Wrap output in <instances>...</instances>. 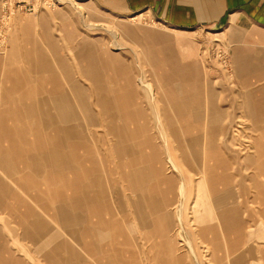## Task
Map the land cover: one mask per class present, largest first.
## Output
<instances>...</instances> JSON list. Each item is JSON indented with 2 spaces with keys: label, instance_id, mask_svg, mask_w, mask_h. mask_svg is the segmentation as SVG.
<instances>
[{
  "label": "rangeland",
  "instance_id": "rangeland-1",
  "mask_svg": "<svg viewBox=\"0 0 264 264\" xmlns=\"http://www.w3.org/2000/svg\"><path fill=\"white\" fill-rule=\"evenodd\" d=\"M177 30L94 0H0V264H264V27ZM148 136L154 195L130 175L150 159L120 168Z\"/></svg>",
  "mask_w": 264,
  "mask_h": 264
},
{
  "label": "crops",
  "instance_id": "crops-1",
  "mask_svg": "<svg viewBox=\"0 0 264 264\" xmlns=\"http://www.w3.org/2000/svg\"><path fill=\"white\" fill-rule=\"evenodd\" d=\"M94 1L103 9L122 16L141 12L152 13L164 23L180 30L229 25H235L242 30L264 27V0ZM2 127L7 130L1 129L0 132L11 130L8 121ZM237 260L236 262L241 263V259Z\"/></svg>",
  "mask_w": 264,
  "mask_h": 264
},
{
  "label": "bare ground",
  "instance_id": "bare-ground-1",
  "mask_svg": "<svg viewBox=\"0 0 264 264\" xmlns=\"http://www.w3.org/2000/svg\"><path fill=\"white\" fill-rule=\"evenodd\" d=\"M146 13V12H145ZM136 17H133L132 19H135ZM177 31H179V33L180 34H186V33H189V30H177ZM103 61H104V63H106L107 61H106V59H103ZM105 65V64H104ZM103 70L105 71V69L103 68ZM50 92V91H49ZM55 95V94H54ZM132 96V95H131ZM130 99V98H129ZM133 102V101H132ZM19 111V110H18ZM135 113V112H134ZM130 116V115H129ZM135 119H136V116H135ZM19 126V125H18ZM135 128H136V130H135V132H134V136L135 137H138L139 136V134H140V132L143 130V127L142 126H135ZM33 129V128H32ZM16 130H17V127H16ZM21 130H23V129H21ZM20 131V130H19ZM116 131V130H115ZM23 132H26V131H24L23 130ZM22 132V133H23ZM116 132H119V131H116ZM39 133V132H38ZM118 135H119V133H117ZM120 134H121V136L122 137H125V135L124 134H122L121 132H120ZM18 135V134H17ZM18 139H19V137H18ZM42 138H40L38 135L36 136V138L31 142V148H39V149H41L43 152H45L46 150H48V145L45 143V141L42 139ZM40 141H42V142H44V145H42V146H40L39 145V142ZM197 141V138H195V137H193V142H196ZM20 142V141H19ZM71 142V141H70ZM57 143V142H56ZM137 143H140L139 145H137L138 147H139V150H140V155H139V157L137 156V157H131V159H129V160H124V162L123 163H121V165H120V168H121V170L125 173V172H127L128 171V167H131V166H134V167H139V165L141 164V163H145V160L147 159H150L151 161H152V163H150V167H151V171H152V175H151V173H150V177L148 176V175H146V173H145V171H144V169H143V171H141V169L142 168H139V169H137L136 171H133L130 175L132 176V177H136V179H137V181H138V186H137V188H139V189H142V190H144V189H149L150 188V186L152 185V183H153V181L152 180H150V178L156 173H160L161 172V169L163 168V166H161V162L160 161H158V152L157 151H155V149H154V145H153V141H151V137L150 136H148V137H145V138H142V139H140V140H138L137 141ZM22 144V143H21ZM60 145V144H59ZM70 145H71V147H72V149H75V150H77V151H79V149H80V147H81V143H80V145H78L77 143H75L74 142V140H72V143H70ZM55 146V145H54ZM134 147V148H133ZM133 147H128V146H126V148H125V150H123L122 151V153H121V156L123 155V154H125V153H128V155L130 154V152H132V151H135V146H133ZM150 147H153V151H154V154H148V153H146L145 152V149L146 148H150ZM61 150V152H58V147L57 146H55L53 149H50L49 150V152H52V154H51V156H60V155H63L64 153V151H63V149H60ZM111 151L112 152H118V151H116V146H113L112 148H111ZM49 152H47V154L50 156V154H49ZM117 155V154H116ZM213 156H212V158H214V154H212ZM168 156V155H167ZM215 157H217V156H215ZM89 158V157H88ZM87 158V159H88ZM82 161V160H81ZM149 161V160H148ZM137 163H138V166H137ZM20 166H23V165H25L24 163H23V161L21 160V162H20ZM141 166V165H140ZM66 167V166H65ZM59 168V167H58ZM61 168H63L62 166H61ZM132 169V168H131ZM221 173H222V171H220ZM49 173H52L51 171H49V172H46V175H45V177H44V182H49V177H48V175H49ZM76 174H78V173H70V175L68 176L69 178H71V179H75V177H77V175ZM79 175V174H78ZM80 175H81V173H80ZM129 175V176H130ZM34 176V175H33ZM21 178V177H20ZM48 180H47V179ZM22 179H24V180H21V181H23V182H25V178L24 177H22ZM127 179V178H126ZM214 179H216V181L214 182V185H213V188H217L219 185H220V181H219V178L217 177V176H214ZM20 181V182H21ZM22 183V182H21ZM32 183L33 184H35V183H38V182H36L35 180L34 181H32ZM226 183V182H225ZM224 183V184H225ZM3 185V187L2 188H5L6 187V185H5V183L4 184H2ZM26 186V185H25ZM130 186V185H129ZM9 187V186H8ZM155 188H156V186L155 185H152V194L154 195V194H156L157 193V191H154L155 190ZM29 189V188H28ZM30 190V189H29ZM127 190V189H126ZM128 190H129V188H128ZM70 193L72 192V193H74L75 192V194H76V189H75V186H73V187H71L70 188ZM165 191V190H164ZM163 191V192H164ZM32 192V191H31ZM67 192V189H63V191L59 194V195H61V196H68L70 193H66ZM130 192V191H129ZM162 192V193H163ZM167 193V192H166ZM74 194V195H75ZM166 196V195H165ZM69 197V196H68ZM75 198V197H74ZM63 199V198H62ZM154 199V198H153ZM64 200V199H63ZM12 203V202H11ZM37 203H39V202H37ZM14 205H15V203H14ZM17 205V204H16ZM40 205V204H39ZM43 205V204H42ZM11 208H13V207H11ZM10 208V209H11ZM17 208V207H16ZM24 210V212L26 211V209H23ZM9 211V210H8ZM17 211V210H16ZM50 211V210H49ZM13 212V211H12ZM51 212V211H50ZM52 213V212H51ZM56 213V212H55ZM21 220V219H20ZM25 222V221H24ZM36 223H38V226H40V228H41V230H44L45 229V227H44V224L42 225V221L41 222H36ZM24 233L27 235V233L28 234H31L29 231H25V232H23V237H24ZM30 236V235H29ZM37 238L39 239V237L37 236ZM54 248V247H53ZM55 249V248H54ZM92 249V248H91ZM17 263H19L18 261H15L14 262V264H17Z\"/></svg>",
  "mask_w": 264,
  "mask_h": 264
}]
</instances>
